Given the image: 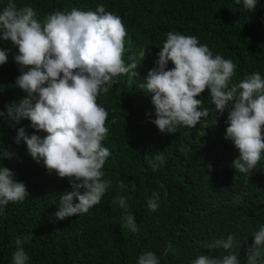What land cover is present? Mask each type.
<instances>
[{"label": "trees", "instance_id": "trees-1", "mask_svg": "<svg viewBox=\"0 0 264 264\" xmlns=\"http://www.w3.org/2000/svg\"><path fill=\"white\" fill-rule=\"evenodd\" d=\"M17 8L32 7L36 19L43 22L54 10L95 11L99 4L119 15L128 32L125 60L140 59L139 76L117 78L108 94L97 102L108 112V138L103 141L111 155L103 170L112 181L101 202L87 214L57 220L54 213L60 193L71 190L68 178L37 163L21 140L15 143L17 128L26 134L35 130L30 121L19 124L0 117V140L14 155L0 161L22 181L29 192L23 202L9 203L0 215V264H11L15 240L31 236L24 243L28 264H137L145 251L154 252L160 264H191L197 256L227 254L223 249L209 252L204 245L216 239L252 242V235L264 225V154L251 175L236 172L231 166L238 150L224 139L227 111L214 125L211 97L206 89L196 97L204 101L210 114L195 128L179 127L175 133H162L151 122L155 109L151 94L139 89L149 69L155 66L157 53L166 33L194 35L213 55L231 59L236 65L230 85L259 72L264 78V0H258L249 12L236 0H14ZM8 0H0V11ZM0 48L11 49L8 62L0 65V111L26 96L15 83L20 75L13 60L10 42ZM173 65L169 62L168 67ZM113 121H115L113 123ZM36 134L43 136L44 132ZM158 154L164 163L152 171L147 159ZM211 165V168L208 167ZM132 181L131 188L120 190L117 182ZM159 194V209L152 212L147 199ZM124 196L139 231L124 228L123 209L112 204ZM171 245V250L165 251ZM245 246L239 250L240 264H246Z\"/></svg>", "mask_w": 264, "mask_h": 264}, {"label": "clouds", "instance_id": "clouds-1", "mask_svg": "<svg viewBox=\"0 0 264 264\" xmlns=\"http://www.w3.org/2000/svg\"><path fill=\"white\" fill-rule=\"evenodd\" d=\"M237 4L241 0H236ZM249 12L258 0H242ZM32 7L17 8L14 0L0 11V42L8 41L17 49L13 60L19 66L16 85L26 93L18 103L6 106L0 117L19 124L30 121L35 131L26 134L17 128L15 143L26 144L30 156L58 177L68 178L71 190L60 193L55 219L87 214L98 205L112 181L105 178L103 166L111 155L103 146L108 138V112L97 97L108 94L124 75L131 80L139 76L140 59L129 55L125 60L126 26L119 15L99 4L95 11L54 10L43 22L38 21ZM155 66L147 72L139 89L151 94L155 119L151 122L162 133H175L179 127L195 128L210 114L204 101L197 99L206 89L211 97L214 125L227 111L224 139L231 140L238 150L232 161L236 172L251 175L264 154V78L254 72L238 83L230 85L237 65L231 59L213 55L207 45L194 35L168 32L159 47ZM11 49L0 48V65L8 62ZM169 62L173 65L168 67ZM115 121H113L114 123ZM37 132H44L40 136ZM14 153L0 140V161L11 159ZM163 154L147 159L155 172L164 163ZM211 168V165H208ZM120 190L136 184L117 182ZM26 185L0 163V215L11 203L23 202L29 196ZM112 204L124 210L123 227L135 234L139 231L133 213L128 211L124 196H117ZM159 194L152 192L147 207L159 209ZM250 244L229 234L204 245L211 252L223 249L227 254L212 257L201 254L191 264H240L239 250L246 245V264H264V225L252 235ZM31 236L18 237L12 252L11 264H28L24 243ZM171 250V245L165 251ZM137 264H160L158 256L145 251Z\"/></svg>", "mask_w": 264, "mask_h": 264}]
</instances>
